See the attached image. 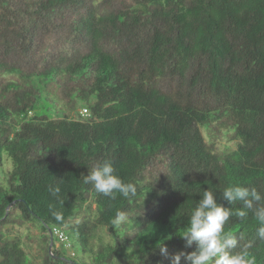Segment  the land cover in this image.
Segmentation results:
<instances>
[{"label": "trees", "instance_id": "trees-1", "mask_svg": "<svg viewBox=\"0 0 264 264\" xmlns=\"http://www.w3.org/2000/svg\"><path fill=\"white\" fill-rule=\"evenodd\" d=\"M4 155L0 264H33L10 224L40 227L39 264H170L161 245L192 251L180 235L202 190L264 192V0H0V167ZM106 160L134 196L82 183ZM118 211L129 222L115 231ZM257 227L249 212L225 232L264 264ZM75 246L82 255H67Z\"/></svg>", "mask_w": 264, "mask_h": 264}, {"label": "clouds", "instance_id": "clouds-1", "mask_svg": "<svg viewBox=\"0 0 264 264\" xmlns=\"http://www.w3.org/2000/svg\"><path fill=\"white\" fill-rule=\"evenodd\" d=\"M114 173L112 162L106 160L93 166L87 175L81 174L82 183L91 185L95 193L109 198L114 199L116 193L124 198L134 196L136 186ZM49 191L59 198L61 187L50 185ZM219 193L218 198L217 191L210 188L202 190L200 199L187 216V226L180 238L185 241V249L192 248V251L181 250L169 257L167 247L164 244L159 247L161 255L170 258V264H256L255 256L249 251L253 242L248 241L238 251H233L244 240V236L241 234L238 240L232 232H225V225L232 217L243 221L251 212L258 225L256 238L264 241V192L257 187L231 184ZM219 201L227 202L230 207ZM236 202H240V208L232 207ZM51 214L57 222L64 220L60 211L53 210ZM128 222L127 213L118 211L111 221V227L120 231Z\"/></svg>", "mask_w": 264, "mask_h": 264}, {"label": "rangeland", "instance_id": "rangeland-1", "mask_svg": "<svg viewBox=\"0 0 264 264\" xmlns=\"http://www.w3.org/2000/svg\"><path fill=\"white\" fill-rule=\"evenodd\" d=\"M227 146L230 148H233L235 147V142H229V141L224 140L220 142L218 145L220 149H224ZM11 169H12V161L10 160V158L4 155V163L0 167L1 178L2 179L5 178L7 174L11 171ZM4 231L11 238L21 239L22 244L30 257V261L33 264L41 263V260L44 254V249L38 237L40 236L41 232H40V227L37 225V223L35 224L27 223L23 226H20L17 224H10L5 227ZM100 234L106 237L105 231L100 232ZM108 238L109 237H107L106 239ZM65 252L67 255H70V252H76V254L79 256L82 255L77 246H75L74 248H71L70 250L68 249ZM85 259L87 261L90 260L87 256L85 257Z\"/></svg>", "mask_w": 264, "mask_h": 264}, {"label": "built area", "instance_id": "built-area-1", "mask_svg": "<svg viewBox=\"0 0 264 264\" xmlns=\"http://www.w3.org/2000/svg\"><path fill=\"white\" fill-rule=\"evenodd\" d=\"M85 112H87L86 109H84ZM53 232L54 234H56V236L58 237V239L61 241V242H64L67 246L70 245V240H69V237L66 235V233L61 230L60 228L58 227H55L53 229Z\"/></svg>", "mask_w": 264, "mask_h": 264}, {"label": "water", "instance_id": "water-1", "mask_svg": "<svg viewBox=\"0 0 264 264\" xmlns=\"http://www.w3.org/2000/svg\"><path fill=\"white\" fill-rule=\"evenodd\" d=\"M12 204H13V203H12ZM12 204L9 205V207H8V211H9V209L11 208ZM8 211H7V213H8ZM51 246H52V243H51ZM51 246H50V249H51Z\"/></svg>", "mask_w": 264, "mask_h": 264}]
</instances>
